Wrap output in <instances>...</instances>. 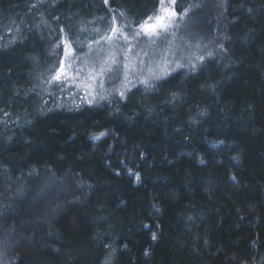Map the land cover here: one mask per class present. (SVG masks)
<instances>
[{
  "label": "trees",
  "instance_id": "1",
  "mask_svg": "<svg viewBox=\"0 0 264 264\" xmlns=\"http://www.w3.org/2000/svg\"><path fill=\"white\" fill-rule=\"evenodd\" d=\"M172 7L188 61L90 103L63 44L160 0H0L2 264H264V0Z\"/></svg>",
  "mask_w": 264,
  "mask_h": 264
},
{
  "label": "rangeland",
  "instance_id": "2",
  "mask_svg": "<svg viewBox=\"0 0 264 264\" xmlns=\"http://www.w3.org/2000/svg\"><path fill=\"white\" fill-rule=\"evenodd\" d=\"M118 12L121 15L123 9ZM142 14L145 15L138 24L122 17L121 21H116L118 23L115 26L123 30L128 36L127 40L122 36L111 41L101 39L108 35L113 27V18H111L106 28L104 24L98 23L87 30L91 37L96 38L63 44L56 70L63 62L67 72L66 84L71 83L84 101L90 103L100 101L121 89L126 90L142 81L165 76L168 74V69L171 68L172 71L175 65L188 61V54L193 51L189 45L193 47L195 43L183 18L176 19L179 16L177 14L166 31L149 36L143 33L140 25L150 16L154 17L151 23H156L155 16L159 12L150 14L147 10ZM137 32H140V35L137 36ZM102 68L104 71L101 73ZM5 255H0V264L4 262Z\"/></svg>",
  "mask_w": 264,
  "mask_h": 264
},
{
  "label": "snow or ice",
  "instance_id": "3",
  "mask_svg": "<svg viewBox=\"0 0 264 264\" xmlns=\"http://www.w3.org/2000/svg\"><path fill=\"white\" fill-rule=\"evenodd\" d=\"M105 4L108 3V0H104ZM175 4V0H160V8H159V14L155 16L156 23H151L154 19V17L150 16L148 17L143 23L140 25L141 30L144 34L149 36H155L159 35L161 31H166L172 24L173 18L177 16V13L173 9L172 5ZM123 15V13H121ZM116 20L113 18V27L109 30V34L101 37V39H105L108 41L113 40L114 38L118 36H122L125 40L128 39V36L124 34L123 30L121 28H118L115 26ZM136 35H140V32H137ZM67 55V53H66ZM200 59H203V57H200ZM104 71V69H101V73ZM67 76V72L65 70V67L63 65V62H61V67L56 70L55 75L52 76V80L59 81L62 78H65ZM92 77H90L91 79ZM123 96V93H121ZM103 98V97H102ZM100 135H104L101 133ZM94 139H99V137H93ZM155 234H153V239H155Z\"/></svg>",
  "mask_w": 264,
  "mask_h": 264
}]
</instances>
